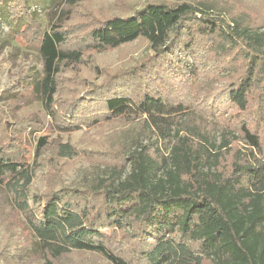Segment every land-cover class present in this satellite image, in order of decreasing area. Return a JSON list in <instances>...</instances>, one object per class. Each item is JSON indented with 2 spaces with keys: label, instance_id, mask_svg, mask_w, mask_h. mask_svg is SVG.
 Here are the masks:
<instances>
[{
  "label": "trees",
  "instance_id": "obj_1",
  "mask_svg": "<svg viewBox=\"0 0 264 264\" xmlns=\"http://www.w3.org/2000/svg\"><path fill=\"white\" fill-rule=\"evenodd\" d=\"M86 1L63 0L47 29L32 16L27 0L7 1L15 19L25 18L13 38L36 45L42 77L17 83L10 111L0 107V126L10 142L0 147V229L7 234L0 255L13 228L22 226L26 234L14 251L22 255L30 247L24 264H83L71 260V253L90 255V264H99L97 258L105 264H264V25L249 23L227 0H131L97 10L85 7ZM78 16L87 22L76 24ZM80 30L84 49L72 42ZM183 39L195 58L178 72L170 60L173 74L185 75L177 96L175 84L154 61ZM139 40L153 57L86 85L84 97L100 113L83 120L123 121L127 127L94 149L106 153L100 171L84 175L81 185H62L59 167L78 150L61 140L49 144L42 134L29 153L20 136L40 121L15 111L27 106L26 95L38 93L50 127L73 131L77 125L58 119L59 106L68 102L79 111L83 99L65 72L74 68L75 76L83 77L90 61L86 48ZM203 51L205 63L198 60ZM215 64L229 69L221 78L236 109L233 120L222 124L207 115L215 77L201 73ZM201 94L204 103L193 108ZM75 116L78 120L74 111L72 120ZM163 140L166 153L158 147ZM48 150L50 189L36 193L37 159Z\"/></svg>",
  "mask_w": 264,
  "mask_h": 264
},
{
  "label": "rangeland",
  "instance_id": "obj_2",
  "mask_svg": "<svg viewBox=\"0 0 264 264\" xmlns=\"http://www.w3.org/2000/svg\"><path fill=\"white\" fill-rule=\"evenodd\" d=\"M2 1L3 2H0V107L6 112H9V107L13 106H9V103H12L18 97L15 93H12L11 89L17 83L27 84L39 81L42 77V59L36 45L29 44L26 40L21 41L18 38L17 42L13 38L14 31H16L20 24L25 21V18L20 17L19 19L16 18V20L15 17H17V15L15 16L12 14L11 9L9 10V7L7 6L8 0ZM27 1L32 16L40 22L43 29H47L50 21L58 16L61 8L60 3H62L63 0ZM128 1L131 0H87L84 3V6L90 8L92 5V7L97 10L99 8L98 6L110 8L114 3H117L114 7L119 8L120 6L122 7V5H128ZM227 3L231 6L233 12L243 16L249 23L256 26L264 25V0H227ZM208 12L212 13V10H209ZM86 18V16H78L75 22L76 24L86 23ZM225 19L229 24H232L231 21H229L230 19L228 16H225ZM89 22L92 23L94 20L90 17ZM84 34L85 32H83V30L76 31L75 35L77 37L72 39L73 45H83L81 48L84 49L86 44L84 45V43L82 44L81 42ZM185 39H183V42L179 47L174 50H169L166 57L154 61L155 66L162 71L164 70L167 72L171 82L173 81L172 83L175 84L177 96L180 95V92H183V88L181 90V81L185 79V75L181 74L182 71H180L179 75L175 76L171 71L170 60L177 62L176 66L174 63L176 68L173 66V69L178 72L180 69H184L185 64L192 62L195 58L191 56L190 50L185 49ZM151 53L152 51L148 44L141 40L123 44L118 48H106L100 50H95V48L88 50V48H86L85 57L86 59L87 57H90V61H85L86 66L83 67V77L88 79L84 81L82 75L76 77L74 71H72L74 68L71 71L67 70L64 74L65 77H71L74 83L77 84L79 91L78 95L81 97L80 99H83V101H81V106H79V108H81L79 111L76 109L73 110V106H69L68 102H66V104L62 102L60 103L61 107L59 106L60 110L58 112V119L60 121L65 124L77 125L73 131H59L50 127L49 124L51 119L49 115L45 114L43 111L41 103L42 99L38 93L26 95V98L28 99L27 106L25 105L15 111L17 113L16 116H20L21 114L30 119L34 118L40 121L36 127H27L26 131L20 136L25 142L27 140L29 143L26 142V145L29 147V153L33 154L34 151V146H32L31 143H34L36 137L42 134L47 135L49 144L55 142V140H61L73 144L78 150V154L64 162L63 169L61 165L59 167L57 174L60 173L61 178L59 177V180L62 185H81L84 180V175H95L96 171H100L102 166L99 167V162H104L106 153L94 151V149L99 150L100 147L98 146L100 144L127 127L123 121H101L98 124H91L88 120H83V116L85 115H99L100 113L95 112L92 108V104L89 103V100L84 99L88 87H91L88 85L102 83V81L111 77L110 75L114 74L118 69L123 70L129 65L131 68L138 66L146 57H153L149 55ZM200 54H198V60L202 63L207 62L206 53L203 51L200 52ZM97 65L103 70L101 71V74H99L100 70L95 68ZM228 71L229 69L221 67V64H215L214 66L208 65L201 72L215 77V80L212 83V87L214 88L213 93L207 98L208 100H206V105L209 106V111L207 113L208 119L213 120L214 123L222 124L223 122H230L233 120L232 117H235L236 109L228 100L224 88L225 80L221 78L222 75H226ZM195 78L196 77H192L191 80L188 81V84L190 85L195 81ZM66 86L67 85H64V88H66ZM150 88L152 89L153 86L150 85ZM203 95L201 94L198 99L193 101L194 103L192 102L193 108L196 105H198V109L201 108L200 105L202 101L205 100ZM62 100H64V98H59V101ZM252 103L254 105V102ZM262 105L264 106V103H262ZM74 111L79 117L78 120H76V116L75 119L72 120V114ZM66 119L68 120L67 122ZM2 131L4 130L0 126V147H2L1 145L3 144L8 145L10 143L9 139L7 140L5 138V133ZM159 143L158 147L166 153L164 145L165 141H159ZM43 157L44 158L42 159H37L39 166L32 182V191L36 193H42L50 189L47 188V178L52 171L51 152L49 150L46 151ZM59 180L56 179L52 185H55ZM6 207H9V205H6ZM10 234L12 235L8 240V242L10 241L7 245L8 247L3 248L2 255H0V264H24L26 260H29L28 255L31 254L30 247L27 246L24 248L22 255L16 253L14 248L22 243L26 232L22 226H16ZM6 237L7 234L5 228L0 229V245L5 243ZM9 254L10 257H6ZM70 256L71 260L75 262L83 261V264H90V255L71 253ZM97 262L99 264H105V262L99 258H97Z\"/></svg>",
  "mask_w": 264,
  "mask_h": 264
}]
</instances>
